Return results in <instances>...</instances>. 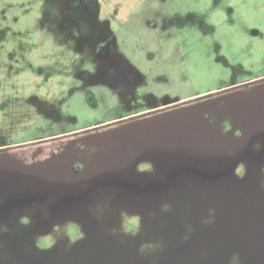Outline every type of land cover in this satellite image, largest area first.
<instances>
[{
    "label": "rangeland",
    "instance_id": "obj_1",
    "mask_svg": "<svg viewBox=\"0 0 264 264\" xmlns=\"http://www.w3.org/2000/svg\"><path fill=\"white\" fill-rule=\"evenodd\" d=\"M134 258L264 264V0H0V264Z\"/></svg>",
    "mask_w": 264,
    "mask_h": 264
},
{
    "label": "flooded vegetation",
    "instance_id": "obj_2",
    "mask_svg": "<svg viewBox=\"0 0 264 264\" xmlns=\"http://www.w3.org/2000/svg\"><path fill=\"white\" fill-rule=\"evenodd\" d=\"M149 183H152V180H148L147 182H146V184H149ZM151 190H152V185H147L145 188H144V194L142 195V197L144 198V197H147L149 194H150V192H151ZM137 195V194H136ZM132 197H133V195H131ZM157 196H159V194H158V192L156 193V197ZM161 199V198H160ZM162 199H163V196H162ZM163 201L161 200V201H159V203L157 204L156 203V205L155 206H153L152 207V211L151 212H153V211H155V210H157V208H158V206H159V204H161ZM126 204V206L128 205V203H125ZM163 207V206H162ZM162 207H161V211L163 212V209H162ZM149 208V207H148ZM148 212H150V208H149V210H148ZM202 211L201 210H198V209H194V211L192 212L193 213V215H194V219H195V221H197V222H199V221H201L202 219H204L205 217H204V213H201ZM141 213L143 214V215H141ZM145 213H147V211L145 212L144 210H139L138 212H135L134 214H137V218H139V219H141V220H143V219H146L147 218V214H145ZM200 213V214H199ZM134 214H132V213H128V215H122V219L125 221V219H127V221H130V220H132V219H134V218H132V216L134 215ZM203 214V215H202ZM150 215V214H149ZM204 217H202V216ZM118 217V216H117ZM134 217V216H133ZM116 218V217H115ZM172 219H171V221H170V225L172 226V228H174V229H177L176 231H180V225H179V218H176V217H171ZM176 218V219H175ZM160 222H161V226H163V224H164V218L162 219V216H161V220H160ZM169 224L168 225H166V227H168V226H170ZM164 227V226H163ZM103 229H105V227H103ZM101 236H104L102 233L100 234ZM158 237V234L156 233V235H155V237H153V238H155V239H158L157 238ZM111 238V237H110ZM113 238H115V237H113ZM103 238H100L99 240H102ZM116 239H118V241H117V243L120 241V240H122L120 237L119 238H116ZM160 242V241H159ZM99 244H103V245H107L108 247L109 246H111V247H114V245H115V242L114 243H111V242H108V243H99ZM122 244H126V243H122ZM196 248V247H195ZM123 250H124V252L126 253L127 252V250L123 247ZM129 264H139V262H137V260L134 258V259H131V261L129 262Z\"/></svg>",
    "mask_w": 264,
    "mask_h": 264
}]
</instances>
